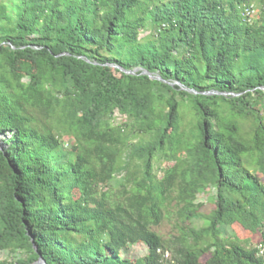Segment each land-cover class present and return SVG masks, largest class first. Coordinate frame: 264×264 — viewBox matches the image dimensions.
I'll use <instances>...</instances> for the list:
<instances>
[{
    "label": "trees",
    "instance_id": "obj_1",
    "mask_svg": "<svg viewBox=\"0 0 264 264\" xmlns=\"http://www.w3.org/2000/svg\"><path fill=\"white\" fill-rule=\"evenodd\" d=\"M1 5L0 264H264V0Z\"/></svg>",
    "mask_w": 264,
    "mask_h": 264
},
{
    "label": "rangeland",
    "instance_id": "obj_2",
    "mask_svg": "<svg viewBox=\"0 0 264 264\" xmlns=\"http://www.w3.org/2000/svg\"><path fill=\"white\" fill-rule=\"evenodd\" d=\"M3 2V0H0V5ZM253 7H255V14L258 12L259 7L257 5V3L254 1L253 2ZM0 9L2 12L5 11L4 6L1 5ZM254 14V15H255ZM153 32V27L152 25L147 21L145 27H143L140 30V41L145 43L148 38L150 37L149 35ZM113 54L117 57H121L123 59L126 58H130V54L129 52L126 50V48L121 47L118 43H115L114 45V49H113ZM229 120H233L236 122H239L244 130H247V128L249 127V120L245 121L243 117H234L232 118V116H228ZM264 119V117H263ZM118 121H125L124 118L118 117L117 118ZM249 134V132L247 133V135ZM68 137H65L64 140L67 141ZM139 139H141V136H138L137 138L134 139V141H138ZM3 140L4 137H1L0 140V145H3ZM68 142H64V145H67ZM69 144V143H68ZM67 148V146L65 147ZM159 161V160H158ZM163 164L165 165H170L172 164V162H166L163 160V163L161 162L160 164L156 163V166H163ZM157 168V167H156ZM160 168V167H159ZM159 171V170H158ZM160 172H158V175L160 176ZM198 201L199 202H203L204 207H203V212H208L210 205H212V192L210 190H207L201 194H199L198 196ZM192 224L196 225V226H201L203 224L202 220L198 219V220H194L192 221ZM180 227H181V222L180 219L177 216V207L176 206H172L170 209L165 211V215L164 218L162 220V222L158 225V226H153L154 231H156L158 234H160L164 239H173L174 236H177L181 233L180 231ZM230 231H233L236 236L240 239V241L242 242V244L246 245V246H252V245H256L258 244L259 238L256 235H252L250 233H248L240 224L236 223L234 225H232L231 227H227V232L231 233ZM130 252H131V257L133 256H141L144 253V247L143 245H135L132 246L130 248ZM207 255L203 256L201 259L204 260L206 258Z\"/></svg>",
    "mask_w": 264,
    "mask_h": 264
},
{
    "label": "water",
    "instance_id": "obj_3",
    "mask_svg": "<svg viewBox=\"0 0 264 264\" xmlns=\"http://www.w3.org/2000/svg\"><path fill=\"white\" fill-rule=\"evenodd\" d=\"M118 68H120L122 71L126 72V73H129V74H134L137 70H139L140 68L137 67V68H134L133 70H125L123 68H121L120 66H117ZM142 73L148 75L150 78H159L160 79V76L159 75H156L154 76L152 73L148 72L147 70H144ZM192 92H196V91H193L191 90ZM205 94H218V95H228V92H218V91H207V92H204ZM30 236H31V232L28 233ZM31 241L33 242V238H31ZM33 247L34 249L37 251V246L34 244L33 242ZM38 259L36 260V264H47L46 263V260L42 257V255L38 252Z\"/></svg>",
    "mask_w": 264,
    "mask_h": 264
},
{
    "label": "built area",
    "instance_id": "obj_4",
    "mask_svg": "<svg viewBox=\"0 0 264 264\" xmlns=\"http://www.w3.org/2000/svg\"><path fill=\"white\" fill-rule=\"evenodd\" d=\"M241 11H242L243 18H245L246 20L250 21L251 18L255 14V7H253V5L246 6Z\"/></svg>",
    "mask_w": 264,
    "mask_h": 264
}]
</instances>
